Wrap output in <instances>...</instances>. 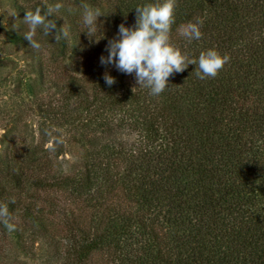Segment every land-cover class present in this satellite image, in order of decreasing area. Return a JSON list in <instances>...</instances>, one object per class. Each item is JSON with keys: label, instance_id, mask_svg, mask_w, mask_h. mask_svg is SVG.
Here are the masks:
<instances>
[{"label": "trees", "instance_id": "trees-1", "mask_svg": "<svg viewBox=\"0 0 264 264\" xmlns=\"http://www.w3.org/2000/svg\"><path fill=\"white\" fill-rule=\"evenodd\" d=\"M57 2L65 8L48 19L67 39L38 29L36 50L27 28L18 38L37 60L30 92L43 119L37 143L24 124L0 155V203L17 225L0 224V264H264V0H176L171 44L229 59L204 80L189 65L158 96L100 57L121 23L134 26L136 6L162 0L16 10ZM81 3L103 13L95 37ZM197 19L203 36L189 43L177 29ZM74 148L69 170L59 158Z\"/></svg>", "mask_w": 264, "mask_h": 264}, {"label": "clouds", "instance_id": "clouds-1", "mask_svg": "<svg viewBox=\"0 0 264 264\" xmlns=\"http://www.w3.org/2000/svg\"><path fill=\"white\" fill-rule=\"evenodd\" d=\"M81 20L89 37H95L98 18L103 15L99 8H94L88 3H81ZM65 8L61 2L46 6V12L42 14V8L26 10L23 23L27 26L24 39L28 46L39 50L40 43L34 38L40 29L44 36H49L56 30L54 20L48 16L56 14ZM176 0H162V2L148 3L136 6V21L134 26L126 27L124 23L118 26L117 37L110 39L105 47L107 56L100 57V63L104 66L114 65L115 68L128 75L134 74L139 86L148 88L150 94L158 96L169 85V77L176 73H182L189 65L196 66V76L204 80L215 78L228 61L227 56H222L215 48L201 51L198 59H190L182 54L181 50L170 42V32L175 22ZM68 12L74 9L69 6ZM62 18V17H61ZM203 21L197 19L181 24L178 34L191 43L200 40L203 36L201 26ZM56 41L69 37V30L62 26L55 31ZM97 42L99 40H96ZM105 83L111 87L116 83L114 77L104 73ZM135 88V87H134ZM133 88V89H134ZM132 89V91H133ZM10 203H15L12 198ZM14 217L9 211L7 203H0V224H3L8 232L16 230Z\"/></svg>", "mask_w": 264, "mask_h": 264}, {"label": "rangeland", "instance_id": "rangeland-1", "mask_svg": "<svg viewBox=\"0 0 264 264\" xmlns=\"http://www.w3.org/2000/svg\"><path fill=\"white\" fill-rule=\"evenodd\" d=\"M21 0H0V155L7 146L14 147L19 139L11 142L18 131L27 125V134L38 142V125L42 116L33 101L30 85L38 82L35 59L26 54L18 43L20 34L27 28L17 9ZM32 3H27L29 7ZM25 135V132L22 133ZM32 136V137H31ZM51 143L44 146L48 149ZM61 156L64 166L75 169L79 150ZM33 264H37L34 262Z\"/></svg>", "mask_w": 264, "mask_h": 264}]
</instances>
